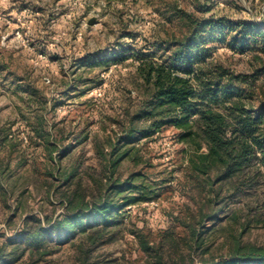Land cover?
<instances>
[{
  "label": "rangeland",
  "instance_id": "rangeland-1",
  "mask_svg": "<svg viewBox=\"0 0 264 264\" xmlns=\"http://www.w3.org/2000/svg\"><path fill=\"white\" fill-rule=\"evenodd\" d=\"M258 31L264 0H0V248L27 217L47 228L46 217L52 224L63 215V194L75 183L96 194L94 178L116 201L140 197L138 186L146 192L123 209L124 236L104 249L113 258L144 263L139 237L158 240L170 228L187 235L180 224L201 243L185 250L182 264H213L237 243L244 253L264 249V170L236 200L223 193L222 212L208 218L199 212L203 195L191 191L194 147L179 140L180 130L164 125L122 139L145 97L136 74L142 57L176 63L182 76L192 72L194 88L207 96L211 87L219 99L226 93L230 102L221 107L264 108ZM205 153L202 146L198 154ZM106 166L112 182L103 177ZM74 167L73 184L63 186L62 173ZM73 257L65 247L40 264H72Z\"/></svg>",
  "mask_w": 264,
  "mask_h": 264
},
{
  "label": "trees",
  "instance_id": "trees-1",
  "mask_svg": "<svg viewBox=\"0 0 264 264\" xmlns=\"http://www.w3.org/2000/svg\"><path fill=\"white\" fill-rule=\"evenodd\" d=\"M258 35L264 37V31H258ZM180 70L173 62L156 63L147 57L138 59L136 74L142 80L145 97L139 115L127 121L129 127L122 139L127 141L134 134L146 137L151 130H159L164 125L180 130L179 140L186 141L195 151V159H189V169L195 182L191 191L203 195L199 212L206 210L208 218H217L223 210L224 204L220 202L223 193L236 200L263 176L264 108L244 110L242 103L221 107L230 102L226 93H221L222 99H219L218 89L211 87L207 96V91L201 89L203 86L198 85L199 91L194 88L190 78L192 72L187 71L182 76L178 73ZM216 106L221 110L214 109ZM125 112L126 118L129 117L128 111ZM138 120L136 129L134 125ZM93 137L95 149L105 158L104 147L96 142V136ZM202 146H206L207 153L198 154ZM109 165L115 168L117 164L112 160ZM76 170L74 167L62 173L63 186L73 184ZM101 171L105 180L113 181L110 168L102 167ZM91 179L96 194L86 193L75 183L70 193L63 194L64 214L52 224L46 217L47 228L36 217H27L16 238L0 248V264H40L65 247L72 249V264H140L113 258L104 249L123 238L122 211L130 200L137 202L138 198H144L145 189L135 186L140 197L116 201L101 180ZM130 180L126 182L128 189L133 188ZM180 226L187 235L178 236L175 229L170 228L161 233L158 240L139 237L140 247L147 255L141 264H182L185 250L200 248L195 231L189 229L188 232L184 225ZM244 251L237 243L232 254L213 264H239L244 258L245 264H264V249L250 246L246 253Z\"/></svg>",
  "mask_w": 264,
  "mask_h": 264
}]
</instances>
